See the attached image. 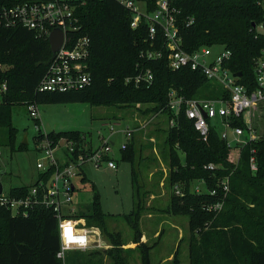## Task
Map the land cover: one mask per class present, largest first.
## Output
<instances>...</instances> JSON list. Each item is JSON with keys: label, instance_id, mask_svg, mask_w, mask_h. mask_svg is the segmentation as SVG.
I'll return each mask as SVG.
<instances>
[{"label": "trees", "instance_id": "1", "mask_svg": "<svg viewBox=\"0 0 264 264\" xmlns=\"http://www.w3.org/2000/svg\"><path fill=\"white\" fill-rule=\"evenodd\" d=\"M35 1L50 0H0V9ZM71 3L81 28L75 37L86 35L91 39L89 73L92 82L85 89L39 93L37 87L54 57L49 40L38 38L36 33L22 27L0 28V66L6 67L0 70V84L6 85L0 100V128L6 130L11 149L17 138L12 124L13 108L17 106L81 102L124 110L148 106L144 113L161 114L167 120L163 153L171 170L170 185L180 184L183 193V196H171L167 210L189 219L190 264H264V136L244 147L230 148L221 139L218 125L211 123L208 141L204 142L185 108L179 114L170 109L169 94L176 91L186 99H219L227 95L221 86L199 72L172 71L167 57L147 60L143 54L152 49L148 42L149 24L143 21L138 29H132L131 12L116 0H71ZM263 4L264 0H181L178 19L183 48L187 52L201 47L227 48L232 52L228 66L233 72L243 74L241 83L255 88L254 59L264 49V35H256L253 23L264 21ZM190 20L193 23L189 24ZM161 43L160 38L154 49ZM144 69H150L154 75L151 87L126 82ZM171 120L175 121L173 126H170ZM234 125L242 127L243 122L236 120ZM82 134L49 132L48 137L54 142L61 138L80 141ZM42 137L39 132L35 142ZM134 141L129 142L121 157L132 164L134 202L133 211L124 218L134 232L133 243L140 253L141 264H152L151 251L155 245L143 242L140 228L147 210L148 191L140 184L134 167ZM22 146L25 148L27 144L23 142ZM128 150L129 156L126 155ZM253 155L257 172L250 166ZM211 163L217 165L218 170L205 169ZM228 176L231 192L224 209L218 214L205 211V205L217 202V197L207 191L219 189V181ZM82 180L85 182V177ZM200 180L205 181L207 191L196 194L192 187ZM92 189L94 201L89 214H79L76 218H86L87 224L83 225L99 228L111 249L74 250L67 252L64 260L59 259V226L52 211L37 209L28 218H15L0 210V264H103L104 256L113 264H129L131 251L124 248L121 233L108 230L109 215L102 210L97 187L92 185ZM17 191L18 188L12 189L13 193ZM80 257L88 259L80 263ZM172 264H179V249Z\"/></svg>", "mask_w": 264, "mask_h": 264}, {"label": "built area", "instance_id": "2", "mask_svg": "<svg viewBox=\"0 0 264 264\" xmlns=\"http://www.w3.org/2000/svg\"><path fill=\"white\" fill-rule=\"evenodd\" d=\"M131 12V28L136 30L143 21L149 24L151 50L143 54L149 61H157L167 57L168 67L172 71L188 69L199 72L208 80L221 86L227 95L219 99H186L172 91L169 94V107L176 114L185 108L188 119L192 120L194 129L200 138L207 142L211 123L218 125L221 139L228 147H244L257 142L264 136V49L254 59V87L240 82L242 77H236L228 63L232 52L223 46L201 47L193 52L183 48V38L180 34L181 0H116ZM264 5V4H263ZM193 23L190 20L189 24ZM22 27L36 33L38 38H47L55 29H61L65 38L62 48L51 61L48 73L40 81L39 93H65L85 89L91 85L89 73V56L91 39L86 36L75 37L80 31L78 19L75 17V6L71 0L35 1L0 9V28ZM257 36L264 35V21L253 27ZM161 36V37H160ZM162 45L157 47L159 40ZM127 83L136 86L151 87L154 75L150 69L142 70L133 77L126 79ZM3 91L6 85L2 86ZM37 103L30 104L29 116L35 122L36 129L42 134V139L36 143L37 151L44 154L43 162L37 164L40 175L32 185L17 187L19 191L5 192L2 185L0 194V210H4L15 218H28L37 209H46L54 213L58 221L60 235L59 259L64 260L66 253L74 250L87 251L91 248L105 250L107 244L102 240L99 230L78 223L77 209L73 207L77 187L76 178L82 177L83 166L91 164L96 169H117L116 154L122 155L133 139L134 130H115V125L107 126L108 134L97 133V142L88 141L85 133L80 141L61 138L54 142L48 133L40 130V111ZM241 120L243 126H235L234 122ZM174 120L170 121L173 126ZM141 129V127H140ZM38 132V133H39ZM121 134L126 141L117 144L115 135ZM91 136V135H90ZM64 148H60L61 143ZM61 150L63 157L57 156ZM255 154L256 151L252 150ZM65 158V160H64ZM253 172L258 171L255 155L250 159ZM211 163L205 166L209 171L218 170ZM196 183V185H195ZM193 184L192 192L203 194L207 191L203 180ZM219 189L207 191L217 197V202L203 207L205 211L220 213L231 192L230 176L219 181ZM177 193L181 188L176 186Z\"/></svg>", "mask_w": 264, "mask_h": 264}, {"label": "rangeland", "instance_id": "3", "mask_svg": "<svg viewBox=\"0 0 264 264\" xmlns=\"http://www.w3.org/2000/svg\"><path fill=\"white\" fill-rule=\"evenodd\" d=\"M5 69L6 67L0 66L1 71ZM3 85V83L0 84V100L5 92L2 89ZM38 108L41 117L40 130L46 134L49 132L77 131L85 133L88 141L92 139L97 142V133L100 131L103 135L108 134V125L114 124L117 131L134 130L141 126V129L133 134L135 135L133 163L139 174L140 184L144 186L145 191H148L145 213H154L159 215L160 219H172L181 228L183 226L184 240L180 242L178 248L179 264H190L189 241L191 232L186 224L189 219L185 215H173L167 210L171 196L173 194L183 196V193H177L176 186H180V184L170 185L171 170L163 153L168 129L165 116L151 112L144 113L148 106L124 110L115 106H91L81 102L45 103L40 104ZM12 124L17 130L14 149L9 146L6 130L0 128V183L5 192L13 188L34 184L40 175L37 164L44 160V154L36 149L35 137L39 131L36 129L34 120L30 118L27 107L17 106L13 108ZM263 130L261 129V131ZM25 138H27L28 143L24 148L22 143ZM114 140L117 144L126 141L121 134L115 135ZM64 147L65 143L62 142L60 148ZM129 153L130 150L126 155L129 156ZM57 156L63 157L61 150L57 151ZM181 156L184 157L182 153ZM115 157L118 165L116 170L96 169L91 164L83 166V175L86 181L84 182L82 177L74 180L77 192L74 195L73 207L77 209V215L89 214V209L94 201L92 185H95L100 194L102 210L106 215H109L106 220L108 230L122 234L127 246L126 249L131 251L129 264H141L140 253L132 243L134 232L124 218L134 208L132 164L123 161L122 155L116 154ZM166 212L169 215H166ZM77 221L82 225L87 224L86 218L80 217L77 218ZM182 221H185V225H182ZM151 228H155V225ZM160 231H162V238L150 241L151 245H155L151 252V262L152 264H172V260L169 261L168 258L178 237V230L169 224H165ZM100 234L102 240L108 242L101 231ZM108 249H111L109 243ZM85 259L88 258L80 257V263L84 262ZM102 262L103 264H113L107 256L102 258Z\"/></svg>", "mask_w": 264, "mask_h": 264}, {"label": "crops", "instance_id": "4", "mask_svg": "<svg viewBox=\"0 0 264 264\" xmlns=\"http://www.w3.org/2000/svg\"><path fill=\"white\" fill-rule=\"evenodd\" d=\"M140 127L141 126H139L138 128H135L136 131H138L140 129ZM134 138H135V135H133V139ZM166 215H169V213H167ZM165 224H169V225H171L172 228L178 230V232H177L178 237H177V239L175 241V244L173 246L174 247L173 250L170 251V255H169L170 257L168 258V260L171 261L173 259V256H174L175 252L180 247V242L184 240V229H183V226L181 228L179 226V224L173 222L172 219H160L159 215H156L154 213L148 212V213H145L142 216L141 221H140V228H141V231H142V234H143V242L144 243H149L151 245L150 241H152V239H160V238H162V231H160V229ZM186 224H187V227L189 228V221ZM153 225H155V228H151ZM182 225H185V221H182ZM94 228L99 230V232H100L99 228H97V227H94ZM105 243L108 246V242H105ZM133 245L136 247V244L133 243ZM124 248H127V246H125ZM94 250H97V249L91 248V249H89L87 251H94ZM80 251H82V250H80ZM105 251H107V249H105ZM82 252H86V251H82Z\"/></svg>", "mask_w": 264, "mask_h": 264}, {"label": "water", "instance_id": "5", "mask_svg": "<svg viewBox=\"0 0 264 264\" xmlns=\"http://www.w3.org/2000/svg\"><path fill=\"white\" fill-rule=\"evenodd\" d=\"M253 27H255V23H253ZM64 38H65V35L61 29H55L51 33L49 37V43L51 46L52 53L54 55L53 59L55 58L57 52L61 50L62 45L64 43ZM242 75L243 74L241 72L235 74L236 77H242ZM23 142L24 144H27L28 143L27 138H25ZM1 193H2V184L0 183V194Z\"/></svg>", "mask_w": 264, "mask_h": 264}]
</instances>
